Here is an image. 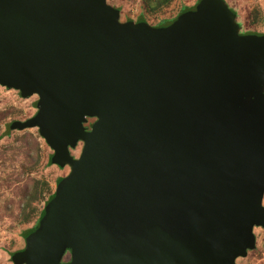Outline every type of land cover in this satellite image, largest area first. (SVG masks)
Returning <instances> with one entry per match:
<instances>
[{
  "label": "water",
  "instance_id": "water-1",
  "mask_svg": "<svg viewBox=\"0 0 264 264\" xmlns=\"http://www.w3.org/2000/svg\"><path fill=\"white\" fill-rule=\"evenodd\" d=\"M234 19L222 0L158 28L106 0H0V85L39 97L10 128L37 127L70 168L14 264H237L254 249L264 34Z\"/></svg>",
  "mask_w": 264,
  "mask_h": 264
},
{
  "label": "rangeland",
  "instance_id": "rangeland-1",
  "mask_svg": "<svg viewBox=\"0 0 264 264\" xmlns=\"http://www.w3.org/2000/svg\"><path fill=\"white\" fill-rule=\"evenodd\" d=\"M200 0H108L120 10V23L143 20L149 28L173 22L186 9ZM234 15L239 36L264 34V0H222ZM162 27V26H161ZM264 94V86L262 90ZM38 95L23 96L14 88L0 85V264H14L12 256L26 250V233L37 227L45 203L54 196L59 180L70 168L51 162L54 154L40 136L38 128L13 129V122H26L38 111ZM96 119H87L84 127L90 131ZM83 143L69 149L73 159L80 157ZM264 206V195L262 200ZM255 247L237 264H264V229L253 230ZM72 259L70 250L61 263Z\"/></svg>",
  "mask_w": 264,
  "mask_h": 264
},
{
  "label": "flooded vegetation",
  "instance_id": "flooded-vegetation-1",
  "mask_svg": "<svg viewBox=\"0 0 264 264\" xmlns=\"http://www.w3.org/2000/svg\"><path fill=\"white\" fill-rule=\"evenodd\" d=\"M107 2H108V0H106V3H107ZM198 3H199V2H198ZM198 3H197V4H198ZM107 4H108V3H107ZM197 4H196V5H197ZM108 5H109V4H108ZM109 6H110V5H109ZM195 7H196V6H195ZM195 7H194V8H195ZM112 8H114V9H116V10L119 11V17H120V10H119L118 8H115V7H112ZM194 8H192V9H194ZM184 9H186V8H184ZM188 10H191V9H187V11H188ZM184 12H186V11H184ZM184 12H182V13H184ZM180 13H181V12H180ZM182 13H181V14H182ZM181 14H180V15H181ZM180 15H179V16H180ZM179 16H178V17H179ZM129 21H131V20H129ZM139 21H143V20H137V22H139ZM174 21H175V20H174ZM170 23H172V22H170ZM170 23H168V24H170ZM168 24H166V25H168ZM163 26H165V25H163ZM160 27H161V26H160Z\"/></svg>",
  "mask_w": 264,
  "mask_h": 264
},
{
  "label": "trees",
  "instance_id": "trees-1",
  "mask_svg": "<svg viewBox=\"0 0 264 264\" xmlns=\"http://www.w3.org/2000/svg\"><path fill=\"white\" fill-rule=\"evenodd\" d=\"M184 11H187V9H183V10L181 11V13L184 12ZM166 24H168V23H164V24H162L161 26L166 25ZM8 129H9V130H12V129L10 128V125L8 126ZM59 181H60V180H59ZM52 197H53V196H51V197L48 199V201L51 200ZM48 201L45 203V205L48 203ZM43 214H44V212H42V216H43ZM27 233H28V232H27ZM27 233H26V235H27Z\"/></svg>",
  "mask_w": 264,
  "mask_h": 264
}]
</instances>
